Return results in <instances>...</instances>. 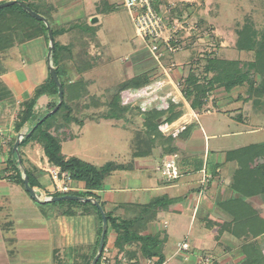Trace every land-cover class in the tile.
I'll list each match as a JSON object with an SVG mask.
<instances>
[{
    "label": "crops",
    "instance_id": "1",
    "mask_svg": "<svg viewBox=\"0 0 264 264\" xmlns=\"http://www.w3.org/2000/svg\"><path fill=\"white\" fill-rule=\"evenodd\" d=\"M7 1L12 0H0V3ZM24 1L44 11L50 21L45 15L40 16L48 21L52 29L54 24L67 27L80 19L90 28V32L94 31L95 36L103 35L99 29L101 23L96 17L112 15L113 10L122 5V0ZM154 1L157 11L164 18L170 5L176 4L183 10L188 9L189 5L200 6L201 1L206 9L211 6L210 0ZM248 1L247 15L257 6V0ZM112 20L117 25L118 18L113 17ZM209 21L212 39L219 43L218 51L223 53V60H242L253 53L254 47L237 49L235 44L231 45L236 36L235 31L230 29L231 24L224 23L222 29L219 28L222 24L220 17L210 18ZM42 37L43 34L34 40L15 44L5 57L4 50L0 51V264H87L97 254L101 228L98 211L90 208L91 204L81 207L68 205L61 210L53 209L51 204H42L54 195L56 188L48 172L54 166L44 156L43 144L37 133L20 147L22 156H19L21 165L18 169L13 166L10 156L5 159V154L10 153L12 146L20 142L23 134L32 127H28V121L39 114L44 115L56 103V95L52 93L43 95L46 100L42 104L38 102L42 96L39 97L33 108L34 118L21 128H15L20 121L23 104L32 98L36 88L47 82L49 69L48 61L45 67L43 64L33 67L30 79L20 46L30 47L31 43ZM196 38L195 45L198 46L202 39L199 36ZM61 46L66 47L67 44ZM96 48L94 43L89 50L73 54L74 61L68 63L62 58L58 59L61 72L65 70L74 74L67 78L69 90L80 89L77 95L69 92L66 104L72 116L83 121V125L79 126L81 129L87 120H94L92 113L105 99L104 94L95 93L89 89L90 86L76 81L84 72L94 70L97 61L88 62L87 57L92 56ZM259 49L263 51L264 45H260ZM144 51L155 68L150 73L153 78L148 83L150 85L160 78L165 84L164 93L171 95L162 107L169 109V106H174L180 113L170 121L180 131L175 138L166 139L163 136L158 144L149 146L145 141L144 144L140 143L141 137L147 138L151 131L150 126L144 123V114L136 117L123 112L108 119L112 121L108 124L111 128L126 134L128 151L118 162L109 161L121 168L104 180L102 188L94 192L96 198L105 213L117 219H137L140 234L156 237L161 264H198L197 259L206 256L210 258L209 264H264V76L256 82L260 88L255 96L248 93L239 96L241 91H237L238 85L231 89L216 87L209 91L208 97L201 98L193 109L182 91L174 87L183 77L182 73L189 69V54L185 49L179 52L182 61L168 80L157 69L146 46L144 50L136 49L131 54L126 72H123L124 80L118 84L149 72L151 67L142 59ZM96 55L100 57V53ZM174 55L166 59L173 60ZM207 74L212 75V72L207 71ZM4 87L10 93L5 100ZM139 102L128 106L133 107ZM87 103H90V107H87ZM119 107H123L120 102ZM72 124L76 123L53 122L47 131H43L57 137L62 145L75 136L70 133L74 127ZM62 156L65 159L76 158ZM169 157H175L182 174L173 182L163 180L155 170L163 159ZM20 171L30 174V185L34 193L39 194L36 196L38 202L18 183ZM71 186L72 192L84 191L81 182L72 181ZM157 200H160L157 206L146 208ZM106 232L99 264L157 262L158 258L138 256V249L134 245L125 246L123 251H119L114 246L116 232L109 224ZM185 240L189 242L190 250L178 253L177 243Z\"/></svg>",
    "mask_w": 264,
    "mask_h": 264
},
{
    "label": "rangeland",
    "instance_id": "2",
    "mask_svg": "<svg viewBox=\"0 0 264 264\" xmlns=\"http://www.w3.org/2000/svg\"><path fill=\"white\" fill-rule=\"evenodd\" d=\"M210 1L211 2L209 3L211 4V6L209 7V9H206L204 3L201 1L200 6L189 5L188 9L185 8L183 10L179 9L176 4L170 5L166 8L169 9L166 12V18L168 19V21L171 18L174 20L177 19L182 26V29L179 30L177 36L181 46V50L179 52H182V50L184 51L185 49V51H187L189 54L187 56V65L189 66V69H186L185 72L182 73L183 77L178 79V83L180 84L179 90L181 91L185 87L186 80L188 78V75L190 74L195 75L198 84L209 87L208 82L211 79H214V76H216L217 73H215L214 70L212 71V75H210L207 74L206 70L207 68H209V70L213 68L217 69V72L219 73L227 72L228 74H233L234 77L240 75L245 76V80L243 81V83L238 85L237 87V91H241V94H239V96H241L243 93H248L250 96H255L256 92L258 91V88H260L256 86V82L258 80H261L263 77V75H260L256 70H254V64L257 60V52L260 51L259 46L261 44H264V0H257V6H255L256 10L251 9L250 11L253 12L248 15L247 11L250 5L248 0ZM32 7L39 15L43 16L46 14L41 9L38 10L36 7ZM203 10H205V12H203ZM216 16H218V18L220 17V22H222L219 28L224 29V23L226 22L232 25L230 29L235 31L236 36H234L235 42H231V45L235 44L234 46H236L237 49L246 46L245 43L247 42L243 36H251V41H253L254 43L253 53L241 58L242 60H240L239 58H237L236 61L223 60V53H220L218 51L219 43L216 42L215 39H212L213 35L211 34L209 29L211 25L207 23L210 18H216ZM44 17L49 20L48 16L45 15ZM113 17L118 18L119 21L117 25L116 22L112 20ZM96 18H98L101 23V26L99 28L101 31H103V35L101 36H95L94 31L90 32V28L84 24L83 20L80 19L78 21H74L72 24H68L67 27L66 25L61 26L60 24H51L53 25L52 27L55 36V42L60 46L63 44H67L66 47L62 46L64 49L59 50L57 56L58 59L62 58V61H64L65 63H68V61H74L73 54L89 50V48L94 45V43L95 46H97L93 55L87 57L88 62L90 60H94L97 61V65L94 67V70L92 72H84L83 75L79 74L81 78L77 79L76 77V81L84 83L86 86H90L89 89L95 91V93H101L102 95L104 94V102L102 105L99 106V108L95 110V112L92 113L94 114V120H87L82 129L81 127H79V125L72 124L74 127L70 133L75 135L76 137L74 136V138H72L73 140L67 139L66 141H64L61 145V152L65 157H76L92 165L102 166L103 164L109 161L118 162L120 159H122V156L126 155L128 151V144H126L125 142L126 134L122 131H118L111 128V126H109L108 124L112 123V121H108V119H106L104 115H100V113H110V110L107 108L106 104L115 91H113L112 88H114L116 84L124 80L123 72H126L127 66L131 62V54L136 49L143 48L144 50L145 44L140 38L135 35L133 23L127 11L122 5L119 4V6H117V8L113 10L112 15H105L104 17L99 16ZM209 22H212V20ZM245 28H247V31L245 30ZM5 31L6 29H4V32ZM196 36H199L200 39H202L201 43H198V46L195 45V41L197 40ZM94 38L96 40H94ZM69 43L70 45H68ZM49 45L50 39L48 34V38H46V36H43L39 40L31 43L30 47H27V45L20 46V52L22 53V56L26 61V65L28 66L27 75L28 77H30V79L33 75V67L41 66V64H43L44 67L47 65L46 61ZM249 46L250 44H248L246 47ZM11 48L4 50V57ZM28 48H30L29 51L27 50ZM198 49L200 50L198 51ZM215 49H217V51H215ZM26 51L28 53H26ZM230 51L233 52L234 50L230 49ZM179 52L173 56V60L176 64H179L182 61V54ZM96 53H100V57H98ZM79 58L80 57L75 59L76 63H78L77 61L79 60ZM148 58V54L144 51L142 59L146 61L145 63L147 64V66L151 67V69L149 70V72L141 74L140 77H145L148 81H150L153 78V74L150 75V73L153 72L155 68L154 63ZM211 62H224L227 64L222 66H214L215 64L210 65ZM64 71L59 73V78L60 82L63 85L64 102H67L69 99V92L73 93V95H77L79 94L80 89L71 88V90H69L70 84L67 82L69 81L67 78L68 76H74V74L71 72ZM190 71L193 72L190 73ZM186 75L187 77H185ZM73 80H75V78H73ZM216 85L217 86L215 87L211 86V89H206L204 96L201 97L202 100L205 97L209 96V91L213 90L216 87H222L220 86L219 82ZM105 89H107L108 91H106ZM123 91L125 90H122L121 92ZM121 92L117 94L119 102ZM55 98L56 103L59 102L58 97L55 96ZM44 100H46L45 96H42L38 101L39 104H42ZM132 106L133 107H129L128 105L120 107V109L123 108V111L121 109V113H132L136 117H138L140 114H146L154 107L152 105L150 110L143 113L141 112L138 103L137 105L134 104ZM87 107H90V103H87ZM168 108L169 109H166L162 116H165L169 113V117L167 116V120L170 122L176 115L180 113L176 111L174 106L171 108L169 106ZM49 110L50 109L44 112L47 113ZM42 115L43 114H39L38 117L35 119H39ZM150 116L151 115H149V117ZM162 116L156 119H150L151 131L147 138L145 136L141 137V144H144L145 141L147 142L146 144L152 146L158 144V142L164 138L158 128L159 121ZM64 117L65 110L61 108L57 114H55L42 125L40 130L47 131V129L53 122H65ZM35 119L28 121V127L29 125H33L35 123ZM77 135H79V137H77ZM165 138L167 139L170 137ZM21 148L19 153L20 156H22ZM8 156H10L13 160H18L19 157L18 153L15 151H10V153H6L5 159H7ZM20 172L21 177L25 178L23 172ZM35 196H39V194L36 192ZM67 206V203L52 204L53 209L60 210L66 208ZM90 208L95 210V207L92 205H90ZM138 256H140L139 253ZM106 264H108V262Z\"/></svg>",
    "mask_w": 264,
    "mask_h": 264
},
{
    "label": "trees",
    "instance_id": "3",
    "mask_svg": "<svg viewBox=\"0 0 264 264\" xmlns=\"http://www.w3.org/2000/svg\"><path fill=\"white\" fill-rule=\"evenodd\" d=\"M18 2H15L13 5L5 7L0 9V51L6 50L8 48L14 47L15 44L18 43H24L30 40H34L39 37V35L43 34V36H46L48 38V27L49 25L48 21L45 19V21L38 20L34 16H32L26 9L23 8L22 5L29 8L34 13L38 14L31 4L26 3L24 0H17ZM39 15V14H38ZM4 29L6 31L4 32ZM247 28H245L246 30ZM50 31L53 37L52 42H50L49 49L48 50V66H51L55 70V74L57 76L58 82L62 88V94L63 97L60 100L58 96V87L53 81L51 74L48 69V77L47 82L40 87L36 88L34 91V95L31 99L26 101L23 104V110L21 112L20 121L16 124L15 128L19 129L23 126L25 122H27L29 119H33V108L36 104L39 97L46 95L48 93H52L58 97L59 102L54 103L49 107V111L42 115L37 121L32 125V127L23 134L21 141L19 142V145L16 150H13V146L11 148V151H15L19 154V148L25 144L31 137H33L34 134L37 133L39 140L43 144V153L44 156L47 158V161L49 164H51L54 167L59 168L61 172H67L72 179V181H78L84 184V191L83 192H70L68 194H54L51 196L48 200L42 202V204H61V203H67L69 206H86L91 204L95 207V209L98 211L99 214V220L101 224V228L99 230V240L97 242V254L87 263V264H99L101 255L103 253L104 249V243L107 236V228L108 224L109 226L116 232V240L114 243V246L119 250L123 251L125 246H136L138 249V253L143 258H158L157 262L154 264H161V256L160 253L157 251V247L159 246V242L154 236L149 235H142L139 233V226L136 225L137 219H117L112 217L110 214H107L104 212L103 206L99 203L98 199L96 198L94 192L98 191L102 188L104 180L111 175L112 172L115 170H118L121 168V166H118L114 164L113 162H107L101 167L93 166L89 163H86L80 159L77 158H68L65 159L61 154V144L60 140L43 131L40 130L42 125L48 121L51 117H53L55 114L59 112L61 108L65 110V121L66 122H74L79 126L83 125V121L80 119L75 118L72 116L71 109L67 106L66 102H64V90L63 85L60 82L59 73L61 72V69L58 67V51L61 49H64L62 46L57 44L55 42V36L53 29L50 27ZM247 31V30H246ZM247 35V34H246ZM244 39H246L245 45L247 46L250 44L249 47H253V41H251V36H243ZM264 44H261L263 47ZM245 46V47H246ZM243 48V47H242ZM261 49V47H260ZM260 52V53H259ZM257 54V60L255 61L254 67L260 75L264 76V50L259 51ZM215 64V65H214ZM227 63L224 62H211L210 65L214 66H222L226 65ZM209 67V66H208ZM211 69V66H210ZM0 70L2 68L0 67ZM215 70V71H214ZM5 71V69H4ZM207 71H214L216 76H214V79H211L208 82L209 87L203 86L198 84V81L194 74L188 75V78L186 80L185 87L181 90L183 93L184 98L190 102L191 107L195 109L197 107V102L199 101L201 97L204 96V93L206 92V89H210L213 84H217L219 82L220 86L224 87L225 89H231L237 85H240L245 80V76H236L234 77L233 74H228L227 72H217V69H211L207 68ZM149 85L147 78L142 77H135L130 81H126L118 87L114 88V93L109 98L108 101V109L110 110L109 115L105 116L106 119H112L113 116H119L121 114V109L119 107V102L117 99V94L121 92L122 90L128 89L131 92L138 91L142 88H145ZM10 97V93L8 90L4 87V100ZM201 104H199L200 106ZM166 109L163 107H153L150 111H148L145 116L144 123L148 126H151L150 119L152 118H158L163 115ZM113 111V112H112ZM152 114H150V113ZM155 112V113H154ZM149 115H151L149 117ZM176 118V117H175ZM174 119V118H173ZM172 119V120H173ZM39 130V131H38ZM13 166L18 169V167L21 165V159L18 157V160H13ZM24 176L28 179V183L30 184L32 182V178L29 173L25 172ZM23 177L19 176L18 183L24 187L23 184ZM76 196L80 199L77 200H63L60 202H52L51 199L55 197L60 196ZM37 202L39 199L36 197L34 198ZM160 200H157L153 203H151L146 208H152L157 206L159 204ZM101 214L104 215V220L106 224L105 234L103 236V241L101 244V248L99 249L100 241L102 238V225H103V219ZM97 257V260L95 258Z\"/></svg>",
    "mask_w": 264,
    "mask_h": 264
},
{
    "label": "built area",
    "instance_id": "4",
    "mask_svg": "<svg viewBox=\"0 0 264 264\" xmlns=\"http://www.w3.org/2000/svg\"><path fill=\"white\" fill-rule=\"evenodd\" d=\"M122 5L127 11L134 29L135 35L140 38L145 46L157 69L166 79L171 78V73L177 67L173 60H167V56L174 55L181 50L180 41L177 38L178 32L182 29L178 20L164 18L156 9L154 0H122ZM179 83H175L174 87L179 89ZM165 84L157 78L150 85L138 91L131 92L125 90L120 94V103L122 106L131 105L139 100V108L141 112L151 109L152 105L159 104L163 106L167 103L170 93H164ZM167 109V108H165ZM168 114L162 116L159 121V131L164 137H177L180 129L175 128L169 122ZM160 177L167 181L173 182L178 180L182 174L178 168L175 157L163 159L155 168ZM51 179L55 184L54 194H68L73 191L70 178L67 172H61L59 168L53 167L48 170ZM206 180H204L205 182ZM190 250L188 241H180L177 243V252H187ZM198 264H209V257H199ZM103 264H106L103 262Z\"/></svg>",
    "mask_w": 264,
    "mask_h": 264
},
{
    "label": "water",
    "instance_id": "5",
    "mask_svg": "<svg viewBox=\"0 0 264 264\" xmlns=\"http://www.w3.org/2000/svg\"><path fill=\"white\" fill-rule=\"evenodd\" d=\"M15 2H18V1L17 0H12V1H7V2L0 3V9L5 8V7H8V6H11ZM22 6H23L24 9H26L32 16H34L38 20L45 21V18H43L42 16L34 13L33 11H31L29 8L25 7L24 5H22ZM47 27H48L49 39H50V42H52L53 37H52L51 31H50V26L47 25ZM49 51H50V49H49ZM49 72L51 74V77H52L53 81L55 82V84L58 87V96H59V99L61 100L62 97H63L62 88H61V86H60V84L58 82L57 76L55 74V70L51 66H49ZM18 145H19V142H16L15 146L13 147L14 150L17 149ZM23 184H24V188L28 192V194L30 196H32L33 198H36L35 193H34V190L32 189L31 185L28 183V179L26 177L23 180ZM77 199H80V198L79 197H76V196L67 195V196H60V197L52 198L51 201L52 202H60V201H63V200H77ZM101 216H102V219H103V233H102V238H101V241H100L99 249L101 248V244H102V241H103V236L105 234V229H106L104 215L101 214ZM96 260H97V257L95 258L94 261H96Z\"/></svg>",
    "mask_w": 264,
    "mask_h": 264
}]
</instances>
